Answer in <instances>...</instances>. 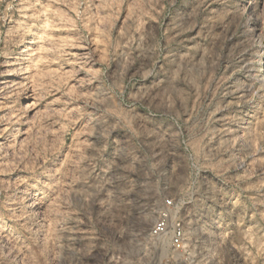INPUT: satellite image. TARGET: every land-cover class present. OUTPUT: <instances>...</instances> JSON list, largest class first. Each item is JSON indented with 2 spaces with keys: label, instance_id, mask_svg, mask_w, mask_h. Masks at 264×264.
<instances>
[{
  "label": "rangeland",
  "instance_id": "374dc122",
  "mask_svg": "<svg viewBox=\"0 0 264 264\" xmlns=\"http://www.w3.org/2000/svg\"><path fill=\"white\" fill-rule=\"evenodd\" d=\"M263 67L264 0H0V264H264Z\"/></svg>",
  "mask_w": 264,
  "mask_h": 264
},
{
  "label": "built area",
  "instance_id": "2783aa9c",
  "mask_svg": "<svg viewBox=\"0 0 264 264\" xmlns=\"http://www.w3.org/2000/svg\"><path fill=\"white\" fill-rule=\"evenodd\" d=\"M165 208L160 212L157 221L152 227L151 233L157 238L170 235L171 244L180 249L183 244L185 227L183 220L179 217H173L175 207L172 199H166Z\"/></svg>",
  "mask_w": 264,
  "mask_h": 264
},
{
  "label": "bare ground",
  "instance_id": "6f19581e",
  "mask_svg": "<svg viewBox=\"0 0 264 264\" xmlns=\"http://www.w3.org/2000/svg\"><path fill=\"white\" fill-rule=\"evenodd\" d=\"M257 58H258V57H257ZM260 61H261V63H262V60H261V59H260ZM260 68H262V67H260ZM263 75H264V67H263V74L260 73V74H257L256 76H257V77H260V76H263ZM164 240H165V239H164ZM161 241H162V240H161ZM166 242H167V241H166ZM166 242H165V243H166ZM163 243H164V242H163ZM163 243H161V244L164 246ZM162 245H160V246H162ZM165 245L167 246V244H165ZM160 246H159V247H160ZM163 246H162V247H163ZM163 251H164V250H163Z\"/></svg>",
  "mask_w": 264,
  "mask_h": 264
}]
</instances>
